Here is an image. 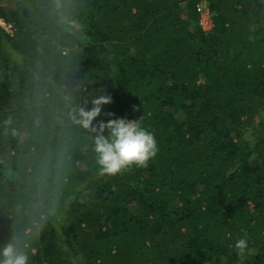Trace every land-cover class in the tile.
<instances>
[{
	"label": "trees",
	"instance_id": "obj_1",
	"mask_svg": "<svg viewBox=\"0 0 264 264\" xmlns=\"http://www.w3.org/2000/svg\"><path fill=\"white\" fill-rule=\"evenodd\" d=\"M0 18V247L29 264H264V0H0ZM101 95L97 120L154 134L145 166L98 170V124L75 117Z\"/></svg>",
	"mask_w": 264,
	"mask_h": 264
},
{
	"label": "clouds",
	"instance_id": "obj_2",
	"mask_svg": "<svg viewBox=\"0 0 264 264\" xmlns=\"http://www.w3.org/2000/svg\"><path fill=\"white\" fill-rule=\"evenodd\" d=\"M111 102L112 98L108 95L93 98L91 109L80 108L75 120L85 129L97 122L99 134L94 138L93 148L96 165L101 173L115 175L133 164L145 166L150 158L156 156L158 148L154 134L142 127L138 120H97L105 114L104 106ZM92 130L97 131V128L92 127ZM235 247L243 252L247 247V240L238 239ZM0 264H29V257L14 242H10L0 247Z\"/></svg>",
	"mask_w": 264,
	"mask_h": 264
},
{
	"label": "built area",
	"instance_id": "obj_3",
	"mask_svg": "<svg viewBox=\"0 0 264 264\" xmlns=\"http://www.w3.org/2000/svg\"><path fill=\"white\" fill-rule=\"evenodd\" d=\"M197 10L202 15L203 13L208 12L207 3L204 1L201 4L197 5ZM0 26L10 35H13V25L7 23L4 19L0 18ZM211 29V28H210Z\"/></svg>",
	"mask_w": 264,
	"mask_h": 264
},
{
	"label": "rangeland",
	"instance_id": "obj_4",
	"mask_svg": "<svg viewBox=\"0 0 264 264\" xmlns=\"http://www.w3.org/2000/svg\"><path fill=\"white\" fill-rule=\"evenodd\" d=\"M203 28L207 31L209 30L212 25H213V21H212V16H211V13L208 11L206 13H203L201 15V20H200ZM71 24H74V23H71ZM62 218H65V216H62Z\"/></svg>",
	"mask_w": 264,
	"mask_h": 264
}]
</instances>
